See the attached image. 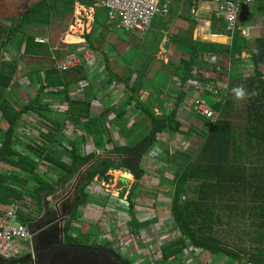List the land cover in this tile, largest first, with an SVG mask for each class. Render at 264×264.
I'll return each mask as SVG.
<instances>
[{
	"label": "trees",
	"instance_id": "1",
	"mask_svg": "<svg viewBox=\"0 0 264 264\" xmlns=\"http://www.w3.org/2000/svg\"><path fill=\"white\" fill-rule=\"evenodd\" d=\"M18 1L20 3L13 5L17 18L3 15L8 9L0 8V18H6L4 23L0 21V203L18 202L26 206L29 203L27 198L30 197L37 200L40 206L44 192H50L61 184L68 185L76 179L79 199L73 218L66 224L65 237L69 243L83 244L87 242V233H77L75 229H81L74 227L73 221L80 217L78 207L94 198L88 187L101 172H107L111 167H123L135 178L128 194V225L133 227L134 232H139L156 220L140 221L136 216L135 198L138 195L134 194L140 192L137 191L138 183L148 173L143 158L149 151L155 150L157 144L162 143L159 134L166 132L173 136L187 132L178 117L179 108L186 100V92L181 91L176 96L173 109L157 113L153 107L155 94L150 92V99L143 98L151 87L149 80L145 79L150 59H145L125 74L130 95L121 108L116 109L106 102L100 113L92 115L94 99L98 98V78L85 89L82 99H72V90L80 81L86 80L88 75L80 67L69 72L58 70V61L68 53V45L62 44L58 49H52L49 44H40L36 39L48 28L49 35L62 37L57 30L59 27L65 30L63 25L73 16L75 3L78 1L82 5H92L95 0H44L39 11L45 12L41 11L39 14L27 0ZM255 10L259 13L263 8ZM55 25H58L57 29ZM220 25V21L213 16L211 27L219 28L222 32L224 29ZM108 26L110 27L107 23L105 30H108ZM239 35L241 36L240 31L232 45L193 42V47L189 50L183 48L185 56L175 61L178 65L173 69L175 74L179 73L181 83L186 85L190 79L202 83L224 81L226 69H217L222 64L218 60L211 70V79H205L202 74L194 72L200 64H206L207 52L228 58L236 54L240 49L237 43ZM76 47L78 46H74ZM80 48L81 50L76 49L78 53L82 51V47ZM22 50L24 53L21 55ZM7 52H13L16 60H8ZM26 56L40 59L35 64H28L24 61ZM263 59L262 54L256 56L251 52L249 61L253 68L247 71L249 76H245L244 71V75L240 74L244 60L239 59L238 66L235 65L233 73L228 76L230 82L226 95L223 98L219 96L216 100L206 96L219 111L220 117L215 121L201 117L207 121L210 128L208 130L199 128L198 124L190 126V130L201 138L198 149L200 160L185 155L187 160L182 165L172 162L168 150L167 154L161 156L173 175H163L161 184L172 186L167 189L171 198V222L173 229L180 235L162 244V259L157 264L183 263L190 246L210 252L211 264H264V69L260 68ZM20 63L25 64L24 72L28 83L39 84L28 102H21L15 95L20 86H24L17 79ZM104 74L108 83L102 85V91L120 80L115 73ZM124 77L122 81H125ZM164 77L166 79L162 84L166 86L171 76ZM238 85H243L249 92L255 90L258 95L238 102L231 93V89ZM51 88H57V91L47 92ZM105 96L107 95L103 99ZM45 97L51 98L52 103L67 106L63 121L50 116L51 103L45 102ZM129 108L142 112L149 121V127L147 129V126H141L147 132L126 142L138 129V120L132 119L134 114L128 115ZM30 113H35L41 119V122H35L39 128H44L40 131V137L45 139L41 144L32 133L23 134L24 124L28 123L24 115ZM234 116L240 117L243 122L235 126L231 119ZM43 118L49 119V123L44 122ZM69 123L81 133L69 140V146H64L58 137L65 136L62 128L67 129ZM114 133L115 136L119 134L125 142H121L119 137L115 138ZM241 133H244L243 140L239 139ZM23 137L29 138V142L22 141ZM90 138L95 150L87 153L85 147L89 150L87 142ZM21 144L23 151L18 150ZM98 149L105 151L103 154H96ZM38 158L48 162L59 173L57 182H49L46 176L37 172L41 162ZM3 163L10 166L8 172L1 170ZM20 214L23 222L31 218L34 220L32 210L22 208ZM192 256V264H204L194 253Z\"/></svg>",
	"mask_w": 264,
	"mask_h": 264
},
{
	"label": "rangeland",
	"instance_id": "2",
	"mask_svg": "<svg viewBox=\"0 0 264 264\" xmlns=\"http://www.w3.org/2000/svg\"><path fill=\"white\" fill-rule=\"evenodd\" d=\"M23 1V0H22ZM30 5H33V10L39 14L41 11H39L43 5L44 0H27ZM98 2V1H97ZM20 3L18 0H0V8L3 10L8 9L3 15L13 16L17 18L16 8L13 7L14 4ZM96 3V2H95ZM255 3V2H254ZM183 4H186V6L183 7ZM180 7L178 6L177 9H181L183 13H179V18L182 19L185 18V20H188L187 18L191 19L190 17H193V14L191 12V9L187 6L189 5L188 2L183 3ZM188 4V5H187ZM264 5V0H263ZM257 4H255V7L252 6V9L255 10L259 8ZM260 6V5H259ZM261 7V6H260ZM43 13L45 11H42ZM258 14V13H257ZM74 16L69 17L68 21L63 25L65 28H58V25H55V28L59 34H61V38H55L54 44H63V45H81L82 42V33H80L79 29L80 27L86 28L88 26L87 31L90 30L89 25H86L85 19L81 17V10L80 6L75 3V9H74ZM264 15V8L262 11H259L258 16ZM47 15H45L46 18ZM106 19V24L108 21V15L106 10H99L97 12V24L102 26L104 20ZM0 21L3 22L2 18H0ZM4 23V22H3ZM184 22H181L183 24ZM152 33L157 34L156 27L152 26ZM81 34V36H80ZM117 44L120 43L118 46V51H122L124 53V59L127 61V63L131 60V57H134V60L132 59L130 63V67L135 68L138 63H142L143 59L145 57H150V66L149 70L147 71V74L145 76V79L149 80L150 84L153 83L152 80L157 74L158 70H162L161 67L163 64L165 67H168L170 69H174L173 64H166L164 62V58L166 57L165 53H160V50L158 52L154 49L151 43V37L152 35L147 34H138V38L136 40V36L134 39H131L129 37V33H121L120 35L115 33ZM149 35V36H148ZM126 39H129L132 45H123L127 41ZM142 42L141 51H139L142 55H137L136 51L138 49L137 46L140 47V44ZM149 43V44H148ZM148 44V47L146 45ZM70 45V46H72ZM145 45V46H144ZM191 47L186 48V50H189ZM6 52V51H5ZM4 52V53H5ZM237 54V53H236ZM236 54H233L231 57H225L223 58V63L220 64L217 69H225L227 68V61L231 59V62L228 64L229 71L233 69V66L237 65V59L239 57H236ZM7 59L10 58V60H16L13 58L12 52L6 53ZM153 57V58H152ZM24 57V61L26 63L31 62L30 60L26 59ZM122 58V55H121ZM118 57H115L114 60L116 62V66L114 70H116L117 75L119 77L123 74V67L126 68L125 62ZM244 63L242 64V70L240 71V74H243V71L245 73V76H249L250 74L247 73V71H251L253 64L251 61L247 59H243ZM35 61L29 64H34ZM21 66L19 67L17 79L23 83V87L20 86L18 92H15V95L18 97V99L22 101H30L32 93H35L36 89L38 88V85L30 84L26 80V73L25 70V64L20 63ZM102 64L97 63H90L84 64L83 69L85 70L86 74L92 77L94 75L95 71H97ZM30 68H33V66H30ZM227 68V69H228ZM244 68V70H243ZM249 69V70H247ZM100 72V71H98ZM94 73V74H93ZM227 74V73H226ZM42 77H45L44 73H41ZM71 77V75H70ZM69 77V78H70ZM77 77V76H75ZM104 74V77H99L98 81L96 82L97 87L100 86V90L97 92L98 98L94 99L93 102V114H98L100 111L104 108L106 102L109 101L111 104L110 106H113L116 109L121 108V106L128 100V97L130 95L128 91V85L125 82H121L120 80H116L109 86L107 89L102 91V85L106 82L107 77ZM133 77H136L134 75ZM124 79L127 82V77L125 76ZM227 77L223 76V80H226ZM108 83V82H106ZM171 83V82H170ZM219 83L229 84L228 80L220 81ZM174 85H178L175 89H179V84L173 82ZM169 87L170 84L168 82ZM149 86V85H148ZM217 87L218 84L216 85ZM145 87V85H144ZM167 87V86H166ZM222 88H220V97L223 98V96L226 95V90L223 84L221 85ZM148 89V87H147ZM228 89V87H227ZM149 91V89H148ZM73 92V90H72ZM71 92V93H72ZM104 95H110V97L105 96L104 98L107 99L104 100ZM148 95V92L145 93V96ZM72 99H77V96L72 95ZM115 99V100H114ZM173 99H176V96L169 97V93L165 92L163 95V98L157 99L154 98L153 100L156 105H158L159 102H161L162 107L163 104H165L166 107H163L167 110L173 109V106L175 103H170ZM220 100V99H219ZM45 102L51 103L52 111L50 113L51 117H54V119H60L63 121L65 118V111L66 109L60 108V105L58 103H52L51 98L45 97ZM160 107V109H156L155 111L159 114L164 112L163 108ZM134 114V115H133ZM113 113H111V116ZM128 115H133L132 119L137 121L138 126L136 132H134L131 136H129L128 139H126V142H131L137 138H139L141 135H144L147 132L148 129V119L145 118V116L142 114V112L134 111V109H128ZM198 118H197V117ZM178 117L181 120L184 129L187 130L186 133L180 134V136H172L167 134L166 132L159 134V138H161L162 143L157 144L154 148L158 150V153H160V156H158L157 152L155 155L154 150L150 151L147 156L143 159L144 166H147V169L149 170L148 173L145 175V177L142 179L140 183H138L137 191H140L139 193L134 194V196H137L135 198V202L137 203L136 207L138 209V213L136 216H139L140 220H151L153 218H156V220L151 221L150 225L148 227L142 228L139 232L133 233L130 230H133V227L128 225L127 219H130L128 217L127 213H125L123 206L128 207V194L130 192V189L132 187V184H129V178L122 179V173L115 172L116 177L114 179H109L108 181L104 180H96L94 179L93 183L88 187L89 192L94 196L93 199H90L89 202L82 204L78 207V212L80 214V217L73 221L74 227L81 228V230H76V232H81L82 234L87 235V237H92L93 241H98L100 244H103V241L101 240L102 237H107L111 240L109 242L112 244V246L116 247L120 251H122V254L126 255L128 258L133 261L135 264H157V261L159 259H162V248L161 245L164 243H167L171 239L178 236V231L173 229V223L171 222V210H170V203L171 198L167 194V189H171L172 186L170 185H162L161 180L163 175L164 176H170L173 177L171 170H169L168 167H166V162H164V159L161 158L162 155L165 153L167 154V150L169 151L170 158L173 163L176 164H185V161L187 158H185V155H191L196 160H200V156L198 153L199 144L201 141V138L193 133L190 130V126L192 127L193 124H198L199 128H206L207 130L210 129L209 125H207V121L203 120L201 117L196 115L192 109H179ZM220 113L217 111V114L214 118H219ZM24 118L26 122L30 123V125L26 126V129L23 131V134L30 135L35 137V139L40 140V144L45 141L44 138H41L40 131L44 130V128H39V125H36V121H40L41 119L35 114H25ZM44 122L49 123V119L43 118ZM234 122V125L237 126V124H240L243 122V120L237 116H234L231 118ZM30 121V122H29ZM32 122V123H31ZM35 124V127L32 128L31 126ZM70 124V123H69ZM145 125L147 126V129L141 127ZM109 126V125H108ZM197 126V125H194ZM62 133L65 134L64 137H58V139L62 142L64 146H69V140H73V137H77L80 135V131L76 129L72 124L69 125V127L62 128ZM113 132V128L111 129ZM205 130V131H207ZM161 135V136H160ZM244 133H241L239 135V139L243 140ZM111 137L114 139V137H119V134L114 133V137L111 134ZM24 138V137H23ZM120 141L122 142L123 138H120ZM118 140V139H117ZM22 141L25 142V140L22 139ZM125 142V139L123 140ZM174 141V142H172ZM39 144V145H40ZM89 145L86 146L85 149L87 150V153H89L92 150H95V145L93 140L90 138L87 142ZM111 147V145H109ZM21 148H23V144H21ZM108 150V149H107ZM105 150L98 149L96 154H103ZM151 154L155 156V160L153 161L151 158ZM249 165V161H248ZM133 183L135 182V178H133ZM62 186V184H61ZM60 186V187H61ZM74 184L68 185V190L72 188ZM123 194V195H122ZM128 201V202H127ZM36 210V209H35ZM99 227L98 228V225ZM100 238V239H98ZM92 241V242H93ZM194 254L199 258V260L204 264H211L212 256L210 252L208 251H195ZM186 263L192 264V253L186 251ZM185 261L181 264H186Z\"/></svg>",
	"mask_w": 264,
	"mask_h": 264
},
{
	"label": "crops",
	"instance_id": "3",
	"mask_svg": "<svg viewBox=\"0 0 264 264\" xmlns=\"http://www.w3.org/2000/svg\"><path fill=\"white\" fill-rule=\"evenodd\" d=\"M99 2V0H95V2ZM255 3L252 5L255 7V4H257V6H261L262 8H264L263 5V0H254ZM95 2L92 5H82L80 2H76L77 5L80 6V10H81V17H83L85 19L86 25H89L90 30L87 31L88 33H86V30L88 28V26L84 27H80L79 31L80 33H82V36L80 34V36L82 37V44L78 45V47L73 48L70 46V48H68V53H65V55H68L69 53H72V51H76L77 50H81L80 47L83 48H87V50H91V53H100L101 57L100 60L98 61L100 64H102L101 69H102V74L103 73H115L117 75L116 70H114L116 66V62L114 60L115 57L121 58L122 55V60L125 62V64L127 63V61L124 59V53L122 51H118V46H119V42L117 44L116 41V37H115V33L117 32L118 35H120L121 33H124L126 31L115 27V26H108L109 28H107L108 30H105L106 28V19L103 22V25L100 26L97 24V12L99 10H104L102 8H98L95 7ZM188 2L189 5L187 6L188 8L191 9V12L193 14V17H190L191 19L187 18L188 20H185V18L182 17V19H180L179 13H183V11L181 9H177L176 8L179 6H181L183 3ZM186 6V4H183V7ZM208 4L205 0H182L181 3H177L173 9L171 14L163 19H160L158 21H155V23L153 24L154 27H156V31L157 34L152 33V28L149 31V35H152L151 37V43L150 45H152L154 47V49L158 52V50H160V53H165L164 55L166 56L164 58V62L166 64H173L174 67L178 65V63H176L175 61H179L181 60V58L183 56H185L182 52L183 48L186 49L188 47H193V42H202V43H207V44H217V45H232L234 38L237 34V32L235 33L233 40H232V36L226 31L225 29V24L222 20H219L220 23L222 25H220V27L222 29H224L221 32V29H217V28H212V12L211 10L208 11ZM252 6L248 9L246 7H243V14H244V21L241 23V25L243 27L246 26H255V24L259 25L258 29H255L252 31V37L250 40H247L246 38H244L241 30H240V34L239 37H237V43L239 44L240 49L237 50V54L236 57H239L237 60L243 58V59H247L249 60L251 57V52L255 53L256 56H261V54L264 57V23H262V19L264 18V15L258 16L257 11L252 9ZM256 6V7H257ZM259 6V7H260ZM75 9V8H74ZM194 12H196L198 15H194ZM74 16V15H73ZM3 20H6V18L4 17ZM181 22H184L183 24H181ZM240 25V26H241ZM241 26V27H242ZM49 31L50 29H46V31L44 32L43 35H40L39 37L42 39H45L47 42H38L37 39L36 41L40 44H49L51 46L52 49H58L62 44H58L55 45L54 44V39L55 38H61L59 36H51L49 35ZM225 31V32H224ZM129 33V37L131 39H134L136 36V40L139 39L138 37V33H134V32H126ZM148 35V36H149ZM168 39H171L170 42V46L168 48V50H165V44L168 41ZM127 41L125 42V44L123 45H132V43L130 42L129 39H126ZM141 42V41H140ZM149 44V43H148ZM148 44L146 45V47H148ZM144 45V46H145ZM138 49L136 51L137 55H142L139 51H141V47H142V42L140 44V47L137 46ZM66 48V47H65ZM86 50V51H87ZM210 50V48H209ZM24 53V50L21 51V55ZM81 53V52H80ZM63 55L61 57V59L65 56ZM212 55V56H211ZM206 59L205 60L206 64H200L199 67H196L194 72L195 74H202V76L205 79H211L212 78V74H211V70L213 69L214 65H217V63H215L217 60L220 63H223V56H217V54L213 55L210 52L206 53ZM211 57L215 58V62L211 61ZM150 57H145L143 59V61L145 59H148ZM153 58V57H152ZM28 60H30L32 63L33 61H35V63H37L36 61L38 59H40V57H35V56H27ZM61 59H59V62L61 61ZM132 59L134 60V57H131V60L125 65V67H123V74L121 77H119L120 81L122 82V78L125 76V74L127 73L128 70L132 69V67H130V63L132 61ZM142 61V62H143ZM229 62H231V59L229 61H227V68H228V64ZM28 63V64H29ZM34 63V64H35ZM57 64V67H58ZM140 64V63H138ZM137 64V65H138ZM239 61H237V65L238 66ZM261 65L260 67H262V69H264V59L260 62ZM231 70V72L229 71V68H225L226 70L224 71L226 74L227 79L224 80L225 82H230V79H228V76L233 73L234 71V67ZM84 66L80 67L83 68ZM218 67V66H217ZM162 70H158L157 71V75L156 78L154 80H152L153 83H151V87L149 88L148 95L145 96V93L143 95V98L145 99H150V92H153L152 94H155V98L160 99L163 98V95L165 94V92L169 93V97H174L177 96L181 91L182 92H186L187 95V83L186 85L181 83V77H179V73L175 74L174 70L165 67V65L163 64V66L161 67ZM175 69V68H174ZM149 70V69H148ZM220 70V69H218ZM244 70V68H243ZM165 75H169L171 76L169 84L171 87H169V85L164 86L162 84L163 81H165ZM118 76V75H117ZM135 78V77H133ZM89 79V77H88ZM125 80V79H124ZM133 80V79H132ZM125 83V81H123ZM171 82V83H170ZM173 82L178 83L179 84V89H175L176 87H178V85H174ZM210 82V81H209ZM218 82H211L213 84H215V86L218 84V89L220 90L221 85L223 84V86L225 88V90H227L228 84H224V83H219ZM217 87V86H216ZM108 88V86L106 87ZM128 89V88H127ZM100 90V86L97 88V92ZM129 91V89H128ZM96 92V93H97ZM110 97V95H107V97ZM106 97V99H107ZM177 98V97H176ZM206 98V96H205ZM212 99H214L213 97H210ZM105 99V98H104ZM105 99V100H106ZM215 100V99H214ZM109 102V101H108ZM173 104L175 103V99H173L170 103L168 104ZM154 109L158 110L160 109V107H162L161 102L158 103V105L154 104L153 105ZM163 107H166L165 104H163ZM162 107V108H163ZM165 108H163L164 110ZM163 112V111H162ZM179 112V111H178ZM197 117V116H196ZM198 118V117H197ZM25 126L23 127V129H26L27 125H30V123L24 124ZM32 128L35 127V124L31 126ZM175 136V135H173ZM23 140H25V142H29V138L24 137L22 138ZM171 139H175L172 138ZM174 142V141H172ZM0 146H1V142H0ZM1 170L2 171H9L10 166L6 165V163L1 164ZM14 171V170H13ZM11 172V171H10ZM34 184V183H32ZM30 187V186H29ZM67 190V185H62L61 187L59 186H55L50 192H44L42 195V204L39 206V203L37 202V200L35 199H28L29 203H27L26 208H28L29 210L33 211V218L34 220L39 219L41 217H45L46 219L52 218L53 216H55L56 218L59 216V213L61 211L62 205L64 204L63 202L66 200V192ZM45 205H47V209L51 210V213H47L45 210ZM36 209V210H35ZM98 228L99 224L97 223ZM64 228V233H63V237L65 238V228L66 226L63 225ZM81 229V228H80ZM80 233V232H77ZM75 234V232H74ZM41 236H43V239L45 238V235L42 234ZM42 239V240H43ZM100 239V238H98ZM93 238L92 237H87V241H92ZM97 243H99L96 240Z\"/></svg>",
	"mask_w": 264,
	"mask_h": 264
},
{
	"label": "built area",
	"instance_id": "4",
	"mask_svg": "<svg viewBox=\"0 0 264 264\" xmlns=\"http://www.w3.org/2000/svg\"><path fill=\"white\" fill-rule=\"evenodd\" d=\"M205 1L209 5L208 11L211 10L212 16H215V18L224 22L225 29L232 36V40L235 33L240 30L244 38L250 40L252 37V31L259 28L258 24H255V26L246 27L241 25V23L244 21L243 7L249 9L254 4V0ZM181 2L182 0H99V2H96L94 6L107 11L108 25L118 27L126 32H134L145 35L150 31L155 21L168 17L172 12L173 7L177 3ZM194 15L196 16L198 14L194 12ZM262 23H264V18L262 19ZM37 41L44 42L42 39H37ZM45 42L47 41L45 40ZM86 50L87 48H83L81 53L72 51V53L65 55L58 64V70L61 72H69L84 66V64H87L88 62L99 64L98 61L100 60L101 54L91 53L90 49L87 51ZM12 54L14 55L13 52ZM13 58H15V56H13ZM8 60H10V58H8ZM210 60L215 62L214 57H211ZM94 73L92 77L88 75L86 80L80 81L74 88L71 96L74 95L77 96V99H82L84 97L85 89L89 86V84L93 83L96 78H99L104 74H102L101 67ZM109 86H111V84L108 85V87ZM56 91L57 88H51L47 90L49 93ZM205 96L213 97L216 100L221 95L218 87H216L215 84L211 82L202 83L199 80L190 79L187 83L186 100L179 109H192V111L199 117H202L205 120L215 121L216 118L214 117L217 114V110L205 98ZM60 108L66 109L64 111H67L68 109L65 104L60 105ZM177 136H180V134L176 133L175 137L177 138ZM18 150L23 151L21 145L18 146ZM149 152L147 154H149ZM154 152L155 155L158 154V150L155 149ZM150 155L154 161L155 156L151 153ZM38 160L41 162H39L37 172L46 176L49 182H57L59 173L54 168H52L48 162L42 160L41 158H38ZM22 208L29 211L28 208L24 207L18 202L11 204L0 203V255L5 258H17L22 256L27 251L25 242L31 238V233L26 225V222L21 220L20 209ZM123 208L126 209L124 211L127 213L128 217H130L128 214L129 202L128 207L123 206ZM135 209H137V207ZM137 213L138 209L136 214ZM137 217L140 220L139 216ZM129 220L130 219H127V221ZM130 231L133 233V230ZM179 235L180 234H178V236ZM101 240L103 241V244L111 242V240L107 237H102ZM187 251L194 253L195 251L200 250L190 246L187 248ZM210 263H212V260ZM216 264L223 263L217 262ZM244 264L253 263L247 262Z\"/></svg>",
	"mask_w": 264,
	"mask_h": 264
},
{
	"label": "flooded vegetation",
	"instance_id": "5",
	"mask_svg": "<svg viewBox=\"0 0 264 264\" xmlns=\"http://www.w3.org/2000/svg\"><path fill=\"white\" fill-rule=\"evenodd\" d=\"M74 184L70 190H68V185ZM67 185V190L65 192L66 194V200L63 202L60 214L67 215L63 218V222H60L58 226H56L54 229H51L48 234L43 239V236H36L35 242H34V249H32V252L34 253V256H27L28 250L20 257L17 258H9L11 260L6 259V264H125V261L129 264H135L133 261H131L130 258H128L126 255L122 254V251L117 249L115 246L113 247L112 244L106 243V244H100L96 241H87L83 244H93V245H105L109 246L114 249V251L118 254L119 257L104 255L103 253H96V252H89V251H82V252H69V251H63L60 250L58 252H55V254H51L48 258L45 253L47 250L53 245L59 243L60 239L58 234L60 233L61 227L69 222L73 218V211L77 206V202L79 199V194L77 191V184L78 181L75 179L72 183ZM33 221L32 218L27 220L26 225L31 233V236L33 235V227L29 226V222ZM74 224V223H73ZM66 231V228H65ZM67 233V232H66ZM66 236V234H65ZM64 238V237H63ZM43 239V240H42ZM64 242L67 244H73L69 243L66 240V237L64 238ZM82 245V244H77ZM24 257L21 260H18V258ZM47 259V260H46ZM46 260V261H45ZM0 264H4L3 260L0 259Z\"/></svg>",
	"mask_w": 264,
	"mask_h": 264
},
{
	"label": "water",
	"instance_id": "6",
	"mask_svg": "<svg viewBox=\"0 0 264 264\" xmlns=\"http://www.w3.org/2000/svg\"><path fill=\"white\" fill-rule=\"evenodd\" d=\"M170 42L171 39H168V41L165 44V50L167 51L169 46H170ZM115 172H120L123 174H132L129 170H127L126 168H115V167H111L109 171L107 172H101L100 174L97 175L96 180H104V181H108L110 178L114 179L115 178ZM132 177L134 178L133 174ZM126 177L122 176V179H125ZM129 184H133V179L129 178ZM47 205H45V210L47 213H51L50 209H47ZM67 216V215H62V213H59V216L56 218L55 216H53L52 218L46 219L45 217H41L39 219L33 220L31 222H29V226L33 227V235L31 236V238L29 240H27L25 242L26 246H27V256H34V253L32 252V249H34V240L36 238V236H40L42 234H44L45 236L48 234V232L51 229H54L56 226L59 225L60 222H63V218ZM63 233H64V228L63 226L61 227L60 233L58 234L57 237H59L60 239V244L57 243L55 245H53V247L49 248L47 250V252L45 253L47 256V258L51 255V254H55V252H58L60 250L63 251H69V252H82V251H89V252H96V253H103L104 255H109V256H114V257H119L118 254L114 251L113 248L109 247V246H105V245H93V244H82V245H77V244H67L64 242V238H63ZM24 257L18 258V260L23 259ZM0 259L3 260V263L6 264V259L11 260L9 258H5L3 256L0 255ZM47 260V259H46ZM45 260V261H46ZM40 261V260H39ZM38 261V264H39ZM44 264V263H43ZM125 264H129L128 262L125 261Z\"/></svg>",
	"mask_w": 264,
	"mask_h": 264
},
{
	"label": "clouds",
	"instance_id": "7",
	"mask_svg": "<svg viewBox=\"0 0 264 264\" xmlns=\"http://www.w3.org/2000/svg\"><path fill=\"white\" fill-rule=\"evenodd\" d=\"M37 39H42V38L38 37ZM42 40H44V42H45V39H42ZM70 45H72V44H70ZM70 45H68V46L70 47ZM72 46H78V45H72ZM260 68H262V67H260ZM231 93H232L234 99L238 102L258 95V93L255 90L249 92L243 85H238V86L233 87L231 89Z\"/></svg>",
	"mask_w": 264,
	"mask_h": 264
},
{
	"label": "bare ground",
	"instance_id": "8",
	"mask_svg": "<svg viewBox=\"0 0 264 264\" xmlns=\"http://www.w3.org/2000/svg\"><path fill=\"white\" fill-rule=\"evenodd\" d=\"M116 174L117 173H115V177H116ZM122 175H123V177H126V178H132V174H123L122 173Z\"/></svg>",
	"mask_w": 264,
	"mask_h": 264
}]
</instances>
